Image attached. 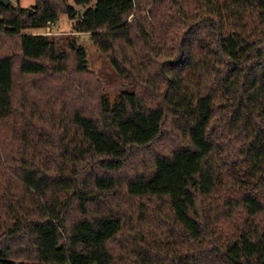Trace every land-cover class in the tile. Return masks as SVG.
Returning <instances> with one entry per match:
<instances>
[{
    "label": "trees",
    "instance_id": "16d2710c",
    "mask_svg": "<svg viewBox=\"0 0 264 264\" xmlns=\"http://www.w3.org/2000/svg\"><path fill=\"white\" fill-rule=\"evenodd\" d=\"M10 1L0 264H264V0ZM81 34L132 90L107 97Z\"/></svg>",
    "mask_w": 264,
    "mask_h": 264
},
{
    "label": "rangeland",
    "instance_id": "374dc122",
    "mask_svg": "<svg viewBox=\"0 0 264 264\" xmlns=\"http://www.w3.org/2000/svg\"><path fill=\"white\" fill-rule=\"evenodd\" d=\"M73 5L72 0L69 1ZM13 7H21L28 9L29 13L35 12V0H20L18 3H12ZM73 31V22L69 20L66 15H61L58 23L54 25H49V27L34 31H28L29 33H40L48 34L56 37H65L72 34ZM80 42L84 45L88 52L89 68L95 74V77L102 83L105 94L110 100L114 99L123 91L132 90V86L127 82H124L118 75L115 67L112 66L111 60L104 53L100 52L99 49L94 45L91 36L88 34L80 35ZM174 144H160L155 147L157 152H165L173 149ZM148 157V156H147ZM142 157L138 159V165L141 164ZM136 161V160H135ZM140 162V163H139ZM140 170L143 167H139ZM132 171H125L123 177L131 176Z\"/></svg>",
    "mask_w": 264,
    "mask_h": 264
},
{
    "label": "water",
    "instance_id": "95a60500",
    "mask_svg": "<svg viewBox=\"0 0 264 264\" xmlns=\"http://www.w3.org/2000/svg\"><path fill=\"white\" fill-rule=\"evenodd\" d=\"M5 4H6V6H10L11 5V1L10 0H5Z\"/></svg>",
    "mask_w": 264,
    "mask_h": 264
}]
</instances>
